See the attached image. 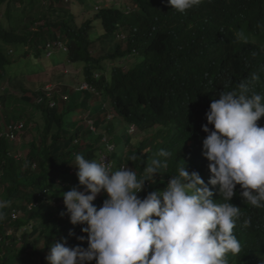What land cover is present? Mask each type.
Returning a JSON list of instances; mask_svg holds the SVG:
<instances>
[{
    "label": "trees",
    "instance_id": "16d2710c",
    "mask_svg": "<svg viewBox=\"0 0 264 264\" xmlns=\"http://www.w3.org/2000/svg\"><path fill=\"white\" fill-rule=\"evenodd\" d=\"M77 2L85 4V0H0L8 11L7 24H0V80L12 67L15 56L32 59L35 67L26 73L29 75L64 59L81 67V81L94 88L76 91L74 106L68 102L69 97L62 99L56 93L54 105L49 106L42 88L37 92L33 89L30 95L23 89L19 97L8 91L0 93V132L7 131L11 121L23 124L20 133L14 131L16 139L30 130L22 157L16 156L20 149L13 144L15 140L0 136V170L4 175L0 179L4 196L0 199L11 201L0 221V236L6 240L0 243V264H48V248L61 237L67 238L69 247L87 248L88 234L81 231L86 225L71 224L62 195L73 186L83 190L74 155L99 161L100 152L113 144L106 134L116 132L118 125L112 122L115 118L119 123L134 124L140 133L153 134L133 143L130 135L122 134V143L113 144L115 148L108 156L112 171L123 165L139 177L161 149L172 154L168 173L157 174L155 185L145 182L144 191L138 194L143 198L150 191L164 189L170 175H177L178 167L185 162L189 172H198L208 182L212 174L202 154V141L207 136L202 125L208 123L205 113L221 92H238L239 85L246 83L250 92L264 95V0H202L183 13L171 8L168 0H128L126 6H96L92 18L82 23L76 21V13L71 10ZM16 4L22 5L25 16L10 15ZM63 4L66 7L62 13ZM39 5L44 8L37 16H27L28 6ZM28 17L31 19L27 21ZM12 18L21 21L20 28ZM55 39L65 42L66 51L45 58L46 44ZM115 39L120 42L112 46L111 52L102 49L104 53L93 54L100 41L113 43ZM117 59L134 61L125 69L115 65ZM105 60L111 64L106 65ZM25 64L28 67L31 60ZM254 73L259 80L251 79ZM62 77L60 71L58 79ZM65 87L69 86L63 84ZM106 103L112 113L104 109ZM111 116L114 119L110 120ZM82 120L93 122L95 130ZM257 123L264 126V116ZM127 145L130 148L124 154ZM133 156L135 159H130ZM209 187L213 199L223 202L219 186ZM241 191L236 185L237 194L231 201L242 212L233 229L241 252L229 253L227 259L229 264H264V208L247 204L246 198L239 195ZM104 194H98L93 202L98 207ZM30 204L33 206L28 208ZM15 210L20 213L13 219ZM245 220H250L247 226ZM9 229L11 233H7ZM70 230L74 235H69Z\"/></svg>",
    "mask_w": 264,
    "mask_h": 264
},
{
    "label": "clouds",
    "instance_id": "9594fccd",
    "mask_svg": "<svg viewBox=\"0 0 264 264\" xmlns=\"http://www.w3.org/2000/svg\"><path fill=\"white\" fill-rule=\"evenodd\" d=\"M201 2L168 0L171 8L181 13ZM54 41L62 43L64 49L49 47ZM45 47V58L67 49L61 39L48 42ZM62 70L63 75L71 73L64 67ZM251 79L259 80V75L254 73ZM82 83L88 84L81 81L73 89L85 90L78 89ZM47 84L54 86L52 91L45 89ZM63 84V81H47L42 86L49 106L55 93L62 99L68 97ZM239 89L221 92L205 113L208 123L202 125L207 133L202 141V154L208 159L212 174L207 183L198 172H189L184 161L177 175H170L164 189L150 191L141 198L138 194L144 191L146 181L155 185L157 174L168 173L171 152L161 149L158 158L151 159L139 177L131 167L123 165L112 171L113 163L103 150L99 161L75 154L74 166L83 190L73 186L62 196L71 224L86 225L81 231L88 234V244L87 248L69 247L67 238L61 237L48 248V264H87L93 260L96 264H229L227 255L241 252V243L233 234L242 216L241 207L231 202L237 194L236 185H240L239 195L246 198L247 204L264 208V126L257 123L264 116V95L250 92L246 83H241ZM87 123L95 130L93 122ZM137 131L134 124L128 125V135ZM114 148L113 144L107 146L109 151ZM103 156L109 159L111 167ZM130 159L134 160L135 156ZM209 185L219 186L223 202L213 199ZM102 192L106 198L98 207L93 202ZM10 204L11 201L0 199V221L4 220V209ZM249 223L250 220H245L246 226ZM69 235L74 232L70 230Z\"/></svg>",
    "mask_w": 264,
    "mask_h": 264
},
{
    "label": "rangeland",
    "instance_id": "374dc122",
    "mask_svg": "<svg viewBox=\"0 0 264 264\" xmlns=\"http://www.w3.org/2000/svg\"><path fill=\"white\" fill-rule=\"evenodd\" d=\"M127 2H128V0H85V4L84 5H82V4L80 5V4H78V2L75 3V4H72L71 5V8H72L71 10L76 13V19H77L76 21H78V23H82L85 20V18H88V17L92 18L93 14L96 11V10H92V8H95L96 6H107V5L110 6L112 4H115V5L121 4L119 6H122V5L126 6ZM64 7H66L65 4H63V6L60 5V8H62V11H61L62 13H63ZM43 8H44L43 5H39L37 7H34V6L33 7H29L28 6L27 7V12H26L28 14L27 16H29V17L30 16H37L41 12V10H43ZM11 10L13 11V13L10 14L11 16H18V15H21L22 13L25 16V12H22V5L16 4L15 8L11 7ZM48 15L51 18H54V14H52L51 12H48ZM29 17L26 19L27 21L31 19ZM12 19H15V22L19 23V28H20L21 27V21H19V19H16V18H12ZM7 22H8V11H7L6 5L5 4L4 5L1 4L0 5V24L6 25ZM36 24H39V22L37 23V21H36ZM95 24H96V30L95 31H98L99 30L98 29L99 22L96 21ZM95 31H94V29H92L90 31V38L91 39L94 38ZM100 31H99V34H100ZM96 36H97L96 39H99L98 38L99 35L97 33H96ZM113 41H114L113 43H111L110 40H108L107 42L100 41L101 43L99 42L96 45L95 49L92 51L93 54L97 55L98 53L111 52L112 46L115 43H119L120 42L119 39H115ZM123 46H124V44H123ZM102 49H105L106 51L101 52ZM29 60H31V64L28 67L24 66L25 62L29 61ZM43 61H45V60H43ZM133 61H134V59H132L131 62L128 61V60H125V61L122 62L121 60L117 59L115 61V65L116 64H120V65H123L125 69H127L128 66L131 63H133ZM120 62H122V63H120ZM104 63H106V65H108V66L111 64V62H109L107 60H105ZM58 65L51 66L46 71L39 72V73L35 72V74L29 75V74H26V73H28V71L31 68L35 67L34 66V62L32 61V59H29V58L28 59H19V57L15 56L13 58L12 67L9 68L8 70H6L5 74L3 75L2 79L0 80V93H2L3 91H8V92H11L13 95L19 97L22 94V90L23 89L28 90L27 94H29V95L31 94V92H34V91L37 92L36 89L41 91L42 86L47 81H52V82L56 81L57 82V81H63L64 80L63 77L58 79V75H59L60 71H61V73L63 72V70H62L63 67L68 71V73H69V71H71V73H69L67 75V77H69L68 81L72 82V84H73V85L70 86L71 88H73V86H77L78 85L77 83L81 82V80H82L81 67L76 66V65H74L73 63H70V62H67L66 64H64V61L62 63L58 64ZM33 89H34V91H32ZM64 91H67L66 94L69 97V101L68 102L72 106H74L75 96H76V94H78L77 92L80 93L81 91H77L76 92L74 89H67L66 87H65ZM60 93H62V92H60ZM34 97L35 96H33L32 98L35 99ZM80 102H81V100L78 101V104H80ZM104 109L108 113H112L113 112L112 109H111V106L108 103H106V108L104 107ZM79 110L82 111V107H80ZM112 119H114V117H112L110 120H112ZM87 121L88 120H82L81 122H83V124L85 126H87V124H88ZM112 122H115V124L118 125L117 128L115 129L116 132L114 134H112L111 132H107L106 135L108 137L109 142L115 144L116 146H119V144L122 143L121 135L122 134L124 136L128 135V133H127L128 125H126L125 123L124 124L123 123H119L117 118H115ZM32 128H33V126H32ZM29 131L30 130L25 131L24 133H22L18 137V139L15 140L16 142H13V144L16 146V148L20 149V153L17 152L20 155V157H22V154L24 156L23 150L26 149V145L24 146V144L29 139V135L27 133ZM152 134H153L152 132H148L146 134H143V133H140L139 131H137V132H133L130 135V137H132V143H133V142H136V141L137 142L141 141V140L145 139L146 137H150ZM129 148H130V145H127V146L124 147V154H126V151ZM146 150H148V148ZM103 152H105L108 156H111V153H110V151L107 148H104ZM2 173H1V170H0V179L4 177V175ZM3 196L4 195L2 194V190L0 189V197L3 198ZM52 197H54V195ZM104 198H106V194H104ZM7 229H8V227H6L5 231ZM8 233H11V229L8 230ZM7 244H10L9 240L7 241ZM16 246H20V243H17Z\"/></svg>",
    "mask_w": 264,
    "mask_h": 264
},
{
    "label": "built area",
    "instance_id": "2783aa9c",
    "mask_svg": "<svg viewBox=\"0 0 264 264\" xmlns=\"http://www.w3.org/2000/svg\"><path fill=\"white\" fill-rule=\"evenodd\" d=\"M48 46L49 47H57V48H63L64 49V46H63V44L62 43H60L59 41H54L52 44H48ZM48 54H50V51L48 52ZM53 85L52 84H47L46 86H45V89L48 91V92H50V91H52V89H53ZM78 89L79 90H83V89H85V90H91V91H94V89L91 87V86H89L87 83H82L79 87H78ZM64 98H66V96H64ZM54 105V102H52L51 103V106H53ZM22 126H23V124L21 123V122H17V123H10L9 125H8V130L7 131H5V132H0V136L1 135H5L7 138H9L10 140H15L16 139V136H15V134H14V131H17V132H19L20 130H21V128H22ZM110 149H112V146H110L109 147ZM17 157H19L20 155L19 154H17L16 155ZM103 157H105V159H106V162L110 165V167H111V164H110V162H109V159L106 157V156H103ZM102 157V158H103ZM101 160V159H100ZM33 206V204H30L29 206H28V208H31ZM66 208V207H65ZM66 211V210H65ZM19 213H20V211H14L13 213H12V218L13 219H15V218H18V216H19ZM8 233V232H7ZM6 240H3V238H2V236H0V243H4Z\"/></svg>",
    "mask_w": 264,
    "mask_h": 264
},
{
    "label": "crops",
    "instance_id": "0c3cea01",
    "mask_svg": "<svg viewBox=\"0 0 264 264\" xmlns=\"http://www.w3.org/2000/svg\"><path fill=\"white\" fill-rule=\"evenodd\" d=\"M63 78H64L63 83L70 87L72 85V82L68 81L69 77H67L66 75H63Z\"/></svg>",
    "mask_w": 264,
    "mask_h": 264
}]
</instances>
